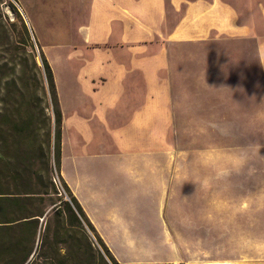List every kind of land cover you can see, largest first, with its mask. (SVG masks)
Returning <instances> with one entry per match:
<instances>
[{"label":"rangeland","instance_id":"obj_1","mask_svg":"<svg viewBox=\"0 0 264 264\" xmlns=\"http://www.w3.org/2000/svg\"><path fill=\"white\" fill-rule=\"evenodd\" d=\"M225 1L236 16L232 35L213 33L173 44L175 67L162 74L171 82L166 85L169 97L162 107L153 106L163 118L154 115L141 126L153 131L154 178H169L173 184L199 178L204 183L199 198L195 193L197 200L181 202L175 196L163 212L156 197L163 189L159 181L151 176L140 180L128 172L120 176L118 161L105 157L117 151L110 130L127 121L111 115L104 120L96 93L102 84L99 67L87 63L100 55V43L89 39L97 32L90 25L92 0H0V152L11 159L16 155V121L33 116L39 124V111L49 102L31 61L26 72L18 65L22 52L17 47H23L25 36L14 5L23 13L37 62L41 64L42 51L53 71L61 111V175L78 181L92 218L87 215L119 264H167L181 253L190 257L168 264H264V0ZM131 78L143 87L140 73ZM79 85L93 98L75 93ZM153 86L158 97L159 85ZM134 108L140 107H117L116 112ZM48 112L53 116L51 104ZM139 130H132L128 140L139 142ZM72 154L86 156L82 169L76 168ZM82 174L88 178L79 181ZM55 179L59 193L52 198L60 203L59 198L68 197L56 171ZM193 203L196 216L189 213ZM73 229L78 231L76 244L60 233L58 246L70 258L66 264H86L89 257L92 264H113L99 256L88 228L93 246L89 254L85 234ZM24 231H0V237L8 242ZM175 243L184 250L174 249ZM50 263L60 264V256L53 254Z\"/></svg>","mask_w":264,"mask_h":264},{"label":"crops","instance_id":"obj_2","mask_svg":"<svg viewBox=\"0 0 264 264\" xmlns=\"http://www.w3.org/2000/svg\"><path fill=\"white\" fill-rule=\"evenodd\" d=\"M92 6L90 25L95 27L97 32L90 35L89 39L100 43L98 46L100 55L94 60H87V63L88 66L97 64L99 67L97 74L102 84L98 85L96 93L101 95L99 103L104 107L103 118L108 120L111 115L113 120L122 117L127 121L124 126L110 130L117 151L107 152L111 154L105 157L115 158L118 161L115 169L117 174L121 173L120 176H126L128 172L129 176H135L140 180L151 176L157 182L159 181L163 189L157 191L159 195L156 197H159L163 203V212L170 200L178 199L184 202L190 197H194V201L197 200L201 193L200 186L204 184L201 179L176 180L173 182L177 183L173 184L170 183L172 180L169 178H154L156 167L152 157L153 131L141 126H146L154 115L157 118H163L162 113L154 111L153 106L162 107L169 97V89L166 85H171V82L162 74L169 73L172 66L175 67L176 54L172 45L177 42L205 39L213 33L232 35L236 28L233 6L225 0H92ZM135 73L143 76V87L137 86L132 80L131 77ZM153 85H159L158 97L154 96L156 93H154ZM74 89L75 93L85 92L92 97L90 91L83 85ZM90 89L93 94L94 89L92 87ZM57 90L60 97L59 85ZM126 106L140 108H134L126 114L116 112L117 107ZM159 109L161 111L162 108ZM135 128L140 129L139 142L128 140L130 132L135 131ZM157 129L158 132L164 133L162 128ZM84 156L72 154L70 159L76 162V168L82 169L86 157ZM65 178L85 213L87 212L86 214L90 216L83 202V196L78 191V181L73 183L67 175ZM84 178H88L86 174L78 175L79 181ZM183 186L184 189H178ZM175 196L180 197L176 199ZM190 203L192 204V201ZM189 213L196 216L195 205ZM173 246L178 251L184 250L178 243ZM179 255L180 258L190 257L184 253ZM180 258H169L167 263H181L182 258Z\"/></svg>","mask_w":264,"mask_h":264},{"label":"trees","instance_id":"obj_3","mask_svg":"<svg viewBox=\"0 0 264 264\" xmlns=\"http://www.w3.org/2000/svg\"><path fill=\"white\" fill-rule=\"evenodd\" d=\"M12 8L21 20L25 36L23 47H17L22 52V61L18 65H22V71L26 72L27 61H31L39 74L38 84L42 85L49 102L39 111V124L33 116L16 121L20 138L16 155L11 159L0 152V231L25 230L20 236L9 237L11 240L8 242L0 237V264H39L41 257L43 264H51L55 253L60 256V264H66L70 258L67 253H61L58 246L60 233L76 244L78 231L74 227H79L85 234L88 254L93 246L86 228L98 243L99 256H106L113 264H119L61 175V111L53 71L42 51L39 54L41 64L37 62L28 27L16 7L12 5ZM50 104L53 116L48 112ZM55 171L68 197L59 198L63 200L60 203L52 198L59 193ZM50 205L53 206L48 210ZM38 232L41 233L40 246L36 248ZM86 264H92V258L89 257Z\"/></svg>","mask_w":264,"mask_h":264},{"label":"water","instance_id":"obj_4","mask_svg":"<svg viewBox=\"0 0 264 264\" xmlns=\"http://www.w3.org/2000/svg\"><path fill=\"white\" fill-rule=\"evenodd\" d=\"M21 14L23 15V13L21 12Z\"/></svg>","mask_w":264,"mask_h":264}]
</instances>
